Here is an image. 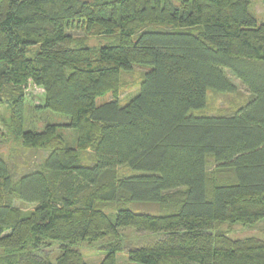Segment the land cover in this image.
<instances>
[{
    "label": "trees",
    "instance_id": "1",
    "mask_svg": "<svg viewBox=\"0 0 264 264\" xmlns=\"http://www.w3.org/2000/svg\"><path fill=\"white\" fill-rule=\"evenodd\" d=\"M248 5L0 0V106L10 102L24 146L50 148L17 177L0 155V264H52L53 248L56 264H86L75 247L82 242L101 243L99 264H116L122 251L132 264H264V241L214 231L264 218V22ZM73 21L110 42L93 51L67 32ZM133 65L149 69L121 104L120 75ZM227 71L247 102L229 114H191L208 89L236 90ZM28 85L42 89L45 110L68 118L76 147L56 124L22 129ZM88 149L94 161L84 165ZM209 158L219 177L209 175ZM121 167L137 174L120 175Z\"/></svg>",
    "mask_w": 264,
    "mask_h": 264
},
{
    "label": "rangeland",
    "instance_id": "2",
    "mask_svg": "<svg viewBox=\"0 0 264 264\" xmlns=\"http://www.w3.org/2000/svg\"><path fill=\"white\" fill-rule=\"evenodd\" d=\"M248 4L249 12L255 17L257 23L264 22V0H248ZM67 32L71 34L73 38L81 40L84 45H87L93 51L111 40L106 36L93 34L92 30H86L84 23L80 21H73L69 29H67ZM35 50L36 47L29 48L27 56H32ZM148 69L149 68L145 66L133 65L130 71L121 72L117 91L118 99L121 104L127 103L138 91L143 74ZM250 69L254 70L252 68ZM226 74L235 84L236 90L234 92L222 93L208 89L206 91L205 106L201 109L191 110V114L196 116L229 114L235 112L240 106H243L247 102L249 93L246 87L229 71H227ZM24 95L25 106L22 129L25 131H42L46 124H56L59 125L58 132L63 137L65 145L68 147H76L75 131L63 127V124L68 122V118L43 108L42 89L34 85H28ZM111 98L112 94L107 93L98 97L96 103L100 105ZM11 123L12 107L10 102L5 100L0 106V155L7 162L12 175L17 177L23 173L37 169L42 159L50 152V148L37 149L24 146L21 139L13 133ZM93 161V151L91 149L81 152V163L84 165H91ZM215 167L216 165L212 159L209 158L207 161V171L209 175L212 177L215 175L219 177ZM118 172L120 175L137 174V172L126 167L119 168ZM125 207L135 212H147L153 215H158L162 211L158 205L151 203H129L126 204ZM108 211H113V207H109ZM214 231L225 232L227 236L232 239L254 237L264 241V218L254 224H218L215 226ZM100 245V242H93L91 244L82 242L75 247L81 253L86 264H99L104 257V251L100 248ZM1 254L2 249L0 248V255ZM58 254L59 251L57 248H53L49 251V259L52 264H56V257ZM116 264H132L128 261L126 251L117 253Z\"/></svg>",
    "mask_w": 264,
    "mask_h": 264
}]
</instances>
